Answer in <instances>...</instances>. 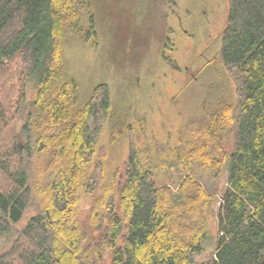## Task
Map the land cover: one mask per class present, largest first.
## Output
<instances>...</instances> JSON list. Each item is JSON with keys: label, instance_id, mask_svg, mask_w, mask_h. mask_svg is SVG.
Here are the masks:
<instances>
[{"label": "trees", "instance_id": "16d2710c", "mask_svg": "<svg viewBox=\"0 0 264 264\" xmlns=\"http://www.w3.org/2000/svg\"><path fill=\"white\" fill-rule=\"evenodd\" d=\"M227 2L211 63L235 100L176 146L153 151L131 135L109 176L100 139L111 90L101 84L81 105L64 69L68 35L99 45L89 1L0 0V264H264V0Z\"/></svg>", "mask_w": 264, "mask_h": 264}, {"label": "rangeland", "instance_id": "374dc122", "mask_svg": "<svg viewBox=\"0 0 264 264\" xmlns=\"http://www.w3.org/2000/svg\"><path fill=\"white\" fill-rule=\"evenodd\" d=\"M88 1L99 45L68 35L64 69L78 83L81 105L99 85L111 90V115L100 139L107 175L124 168L131 135L153 151L176 146L219 103L235 100L231 78L211 63L221 48L227 0ZM228 144L230 151L231 141ZM224 182V177L212 179L214 192L221 191ZM92 203L82 204L80 216L88 244L94 246L100 232L90 220ZM33 208L19 228L34 214ZM101 264H110V258Z\"/></svg>", "mask_w": 264, "mask_h": 264}]
</instances>
